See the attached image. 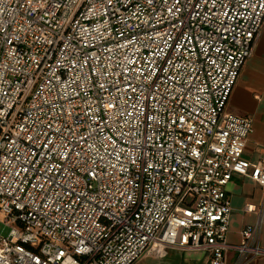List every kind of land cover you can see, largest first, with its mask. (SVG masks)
Listing matches in <instances>:
<instances>
[{
  "label": "built area",
  "instance_id": "built-area-1",
  "mask_svg": "<svg viewBox=\"0 0 264 264\" xmlns=\"http://www.w3.org/2000/svg\"><path fill=\"white\" fill-rule=\"evenodd\" d=\"M264 0H0V264L264 256V152L228 109ZM235 176L262 188L229 240Z\"/></svg>",
  "mask_w": 264,
  "mask_h": 264
},
{
  "label": "crops",
  "instance_id": "crops-1",
  "mask_svg": "<svg viewBox=\"0 0 264 264\" xmlns=\"http://www.w3.org/2000/svg\"><path fill=\"white\" fill-rule=\"evenodd\" d=\"M228 109L233 113L253 120L254 131L247 142L245 156L258 161L264 152V25L253 56L244 65L237 84L230 96ZM227 193L234 208L229 240L233 244L242 241V230L257 219L255 213L247 212V204H258L262 188L251 178L235 176L227 186ZM264 248V226L260 234ZM236 257L231 251L228 264ZM208 251L179 250L168 248L165 252L149 254L134 264H210ZM247 264H264V256Z\"/></svg>",
  "mask_w": 264,
  "mask_h": 264
},
{
  "label": "rangeland",
  "instance_id": "rangeland-1",
  "mask_svg": "<svg viewBox=\"0 0 264 264\" xmlns=\"http://www.w3.org/2000/svg\"><path fill=\"white\" fill-rule=\"evenodd\" d=\"M11 231V227L7 226L4 222H0V234L7 236Z\"/></svg>",
  "mask_w": 264,
  "mask_h": 264
}]
</instances>
